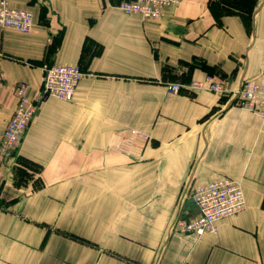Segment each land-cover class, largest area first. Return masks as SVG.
I'll return each instance as SVG.
<instances>
[{"label":"crops","instance_id":"1","mask_svg":"<svg viewBox=\"0 0 264 264\" xmlns=\"http://www.w3.org/2000/svg\"><path fill=\"white\" fill-rule=\"evenodd\" d=\"M6 1L32 27H0V137L17 84L33 98L43 64L84 75L0 162V264H264V120L230 97L264 75V0H181L156 20L117 9L127 0ZM207 74L222 93L166 90ZM223 176L240 181L244 210L215 234L172 233L198 214L194 188Z\"/></svg>","mask_w":264,"mask_h":264},{"label":"built area","instance_id":"2","mask_svg":"<svg viewBox=\"0 0 264 264\" xmlns=\"http://www.w3.org/2000/svg\"><path fill=\"white\" fill-rule=\"evenodd\" d=\"M178 0H135L121 3L119 10L126 14H138L143 20H156L164 10L176 5ZM31 13L26 9L11 7L6 0H0V26L21 32L30 30ZM82 73L74 65H44L42 68L41 86L34 98L26 93V84L20 83L15 90L16 106L10 115L0 137V161L15 150L37 106L44 99L53 97L60 100H71L74 89ZM200 88L220 91V86L211 78L198 82ZM178 84L168 87L170 92H177ZM234 100L241 106L264 119V78L261 82L245 80L234 92ZM192 201L198 210L196 217L179 220L177 225L186 232L196 235L214 234L217 223L223 218L232 216L245 208V198L240 183L229 177H222L196 188Z\"/></svg>","mask_w":264,"mask_h":264},{"label":"rangeland","instance_id":"3","mask_svg":"<svg viewBox=\"0 0 264 264\" xmlns=\"http://www.w3.org/2000/svg\"><path fill=\"white\" fill-rule=\"evenodd\" d=\"M131 1H135V0H127V1H123V2H121V3H124V2H131ZM180 1L181 0H178V2L176 3V5H178L179 3H180ZM120 3V4H121ZM119 4V5H120ZM119 5H117V9H119ZM176 5H173V6H176ZM173 6H170V7H173ZM12 7V6H11ZM169 7V8H170ZM19 9V8H18ZM21 9H24V8H21ZM27 10V9H26ZM29 11V10H28ZM121 11V10H120ZM30 12V11H29ZM122 12V11H121ZM124 13V12H123ZM126 14V13H125ZM136 15H138V14H136ZM32 16V15H31ZM140 18H141V16L140 15H138ZM243 18V20L245 21V23H247V18L248 17H242ZM142 19V18H141ZM1 27V26H0ZM31 27H32V22H31ZM31 27H30V29H31ZM1 28H3V27H1ZM12 29V28H11ZM14 30H16V29H14ZM18 31V30H17ZM19 32H21V31H19ZM26 32H28V31H26ZM26 32H22V33H26ZM54 64H56V63H54ZM44 65H53V64H43L42 66H41V68H43V66ZM61 65H66V64H61ZM74 66H76V65H74ZM80 69V68H79ZM80 71H81V73H82V77H83V75H84V73L82 72V70L80 69ZM82 77H81V79H82ZM41 78H42V76H41ZM207 78H211V79H213L214 81H215V83L216 84H218L219 86H220V91H211V90H207V89H204V88H200L198 85H197V83L198 82H205V80L207 79ZM263 78H264V75H263V77L261 78V80H251V79H242L241 80V82L238 84V86L234 89V90H232L231 92H230V97H231V102H232V104L233 105H235L236 107H239V108H242V109H244V110H247L246 108H244L243 106H241L240 105V103L239 102H237V101H235L234 100V92L238 89V87L242 84V83H244L245 82V80H247V81H251V82H261L262 80H263ZM80 79V80H81ZM80 82V81H79ZM79 82L77 83V85H76V87H75V89H74V93H75V90H76V88H77V86H78V84H79ZM20 83H23V82H20ZM20 83H18L17 84V86H19V84ZM25 84V83H24ZM172 84H178L179 86H180V88L177 90V92H170L169 90H168V87L170 86V85H172ZM17 86H16V88H17ZM40 86H41V81H40ZM40 86H39V89H40ZM183 87H185V89H188V90H194V91H207V92H211V93H222L223 91H224V89H223V87H222V84H221V82H220V80L216 77V76H214V75H212V74H207L203 79H200V80H190L187 84H184V85H182V84H180L179 82H175V83H169V84H166V90L169 92V93H178ZM16 88H15V90H16ZM38 89V90H39ZM38 92V91H37ZM14 93H15V91H14ZM26 93H27V84H26ZM74 93H73V96H72V98H71V100L73 99V97H74ZM37 94V93H36ZM27 96H28V94H27ZM29 97V96H28ZM35 97V96H34ZM33 97V98H34ZM30 98V97H29ZM49 98H53V97H49ZM49 98H46V99H44L42 102H40L39 104H38V106H37V109H36V112H37V110H38V108H39V106L44 102V101H46L47 99H49ZM32 99V98H31ZM56 99H58V98H56ZM60 100V99H59ZM71 100H68V101H71ZM62 101H64V100H62ZM15 106H16V104H15ZM247 111H249V110H247ZM36 112H35V114H36ZM249 112H251V113H253L252 111H249ZM35 114H34V116H35ZM254 114V113H253ZM256 115V114H255ZM34 116H33V118H34ZM257 116V115H256ZM259 117V116H258ZM33 118H32V120H33ZM260 118V117H259ZM262 119V118H261ZM32 120H31V122H32ZM262 120H264V119H262ZM30 122V123H31ZM30 123H29V125H30ZM28 125V126H29ZM28 126H27V128H28ZM27 128H26V130H27ZM26 130H25V133H26ZM24 133V134H25ZM24 136V135H23ZM22 139H23V137H22ZM21 142H22V140L20 141V143H19V145H18V147L20 146V144H21ZM18 147L15 149V150H13V151H11L10 153H9V155L4 159V160H6L9 156H11V155H14L15 154V152H16V150L18 149ZM4 160H1L0 162H2V161H4ZM26 165V167L28 168V169H30V170H32V175H30V176H28V175H26L27 177H28V179H32L33 178V172H36V171H34V170H36L37 169V166H33V165H30V164H28V163H26L25 164ZM223 177H227V176H223ZM220 178H222V177H220ZM230 178V177H229ZM219 179V178H218ZM233 179V178H232ZM234 180H236V179H234ZM236 181H238V180H236ZM239 183H240V181H238ZM206 184V183H205ZM201 185H203V184H201ZM240 185H241V183H240ZM198 186H200V185H198ZM198 186H196L195 188H194V190H193V192H192V194H191V200H192V195H193V193L195 192V190H196V188L198 187ZM35 187V186H34ZM241 187H242V185H241ZM97 189V188H96ZM98 191H100L101 189L99 188V189H97ZM95 191V213H96V215H98V216H102V213H103V206H102V198H101V196H102V193H97L98 191ZM242 191H243V188H242ZM244 193V192H243ZM80 195H81V192H80ZM98 195H100V196H98ZM99 197V198H98ZM193 202V201H192ZM111 204H112V216H115L116 217V219L114 220V222H117L119 219H117V217L119 216V214L121 213V212H123L124 210H119L117 207H116V205H115V201H113V200H111ZM244 210V209H243ZM241 212V211H240ZM239 213V212H238ZM196 217V216H195ZM192 218H194V217H192ZM187 219H191V218H187ZM187 219H180V218H177V219H175L174 220V222H172V224L170 225V231L172 232V233H178V234H192V235H195V236H199V235H196V234H194V233H191V232H186L182 227H180L179 225H177V223L179 222V220H187ZM222 220V219H221ZM217 232V231H216ZM205 234H211V233H205ZM215 234V233H214ZM204 235V234H203ZM200 236H202V235H200ZM77 243L79 244V248H80V250L81 249H86L87 247L89 248H92V246H88L89 244L87 243V241L86 240H82V239H77ZM96 249H97V247H95ZM79 260H80V263H83V262H85V261H87V257H86V251L84 252V255H82L81 253H80V257H79ZM94 264H97V258H95L94 257Z\"/></svg>","mask_w":264,"mask_h":264}]
</instances>
